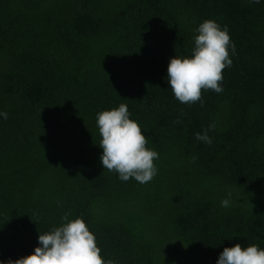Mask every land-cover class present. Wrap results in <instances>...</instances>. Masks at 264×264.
Listing matches in <instances>:
<instances>
[{
	"label": "trees",
	"instance_id": "16d2710c",
	"mask_svg": "<svg viewBox=\"0 0 264 264\" xmlns=\"http://www.w3.org/2000/svg\"><path fill=\"white\" fill-rule=\"evenodd\" d=\"M206 19L227 27L233 63L221 93L182 104L168 64L192 55ZM121 103L159 153L149 183L102 166L97 114ZM2 112L0 264L34 252L65 213L113 264L264 249V0H0ZM210 124L208 145L195 134Z\"/></svg>",
	"mask_w": 264,
	"mask_h": 264
},
{
	"label": "clouds",
	"instance_id": "9594fccd",
	"mask_svg": "<svg viewBox=\"0 0 264 264\" xmlns=\"http://www.w3.org/2000/svg\"><path fill=\"white\" fill-rule=\"evenodd\" d=\"M196 31L192 55L170 58L167 79L180 103L192 105L199 102L202 106L204 91H223V71L232 66L229 49L234 54L235 45L227 27L221 28L215 20H204ZM0 116L7 119L8 114L2 112ZM180 122L179 119L174 121ZM96 124L101 137L98 145L103 149L100 157L103 168L117 173L121 181L151 182L158 171L155 161L159 153L147 147L148 137L138 122L130 119L128 106L121 103L118 107L99 112ZM214 129L215 124H210L203 133L197 132L195 138L211 145L208 131ZM221 206L229 207L230 200L223 199ZM69 215L65 213L61 217L65 221L62 225L40 233L39 246L34 252L9 260L7 264H113L101 255L96 237L84 219L69 220ZM217 264H264V249L255 244L243 247L236 243L223 249Z\"/></svg>",
	"mask_w": 264,
	"mask_h": 264
}]
</instances>
